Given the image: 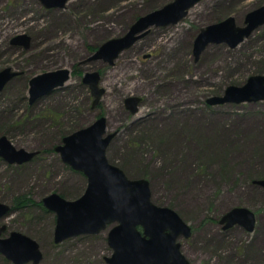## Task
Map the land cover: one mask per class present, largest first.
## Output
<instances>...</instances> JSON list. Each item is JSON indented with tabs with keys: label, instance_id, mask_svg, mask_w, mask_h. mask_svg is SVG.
Segmentation results:
<instances>
[{
	"label": "rangeland",
	"instance_id": "1",
	"mask_svg": "<svg viewBox=\"0 0 264 264\" xmlns=\"http://www.w3.org/2000/svg\"><path fill=\"white\" fill-rule=\"evenodd\" d=\"M173 1L69 0L66 9L48 10L38 0H0V71L24 73L0 93V137L39 152L22 165L0 157V202L12 207L0 223L7 226L3 237L21 232L40 244V264H108L112 225L57 244L56 215L43 206L53 193L70 201L84 194L86 176L55 149L102 117L107 134H116L107 150L111 164L131 179H147L153 202L191 226L192 236L179 240L191 264H264V188L255 183L264 179V100L207 103L264 75V27L236 48L210 44L198 61L193 52L201 29L229 17L244 26L264 0H201L178 24L153 26L114 65L90 61L105 42ZM21 34L30 37L29 48L12 44ZM61 68L71 72L66 85L30 104L29 80ZM93 72L105 90L96 107L83 82ZM130 97L141 98L135 114L126 107ZM20 195L34 205L13 209ZM237 207L255 213L253 232L223 229L222 218ZM0 264L13 262L0 254Z\"/></svg>",
	"mask_w": 264,
	"mask_h": 264
},
{
	"label": "water",
	"instance_id": "2",
	"mask_svg": "<svg viewBox=\"0 0 264 264\" xmlns=\"http://www.w3.org/2000/svg\"><path fill=\"white\" fill-rule=\"evenodd\" d=\"M46 8H64L69 0H38ZM201 0H174L160 10L141 17L122 37L110 39L99 47L90 61L103 60L114 65L120 54L145 37L153 26L176 25ZM264 27V5L248 13L244 26H238L234 17L201 29L194 42V56L198 61L210 44H226L236 48L255 30ZM30 37L21 34L12 44L29 48ZM20 73L6 68L0 71V93ZM71 79L67 68L35 75L29 81V103L63 87ZM99 72L87 73L83 82L89 85L93 107L100 104L105 90L100 87ZM264 100V75L251 76L243 86H229L223 96L208 99L210 105L240 104ZM141 98L130 97L126 107L135 114ZM116 134H107V119L99 118L90 126L64 137L56 147L65 164L83 173L88 185L84 194L70 201L53 193L43 199V206L56 215L55 242L57 244L79 235H93L107 229L108 245L112 254L108 264H191L182 251L181 238L192 236V228L172 208L159 206L152 200V189L147 179H131L123 169L111 164L107 150ZM37 151L18 149L6 137H0V157L8 164L22 165L33 160ZM264 188V179L255 182ZM12 212L9 204L0 202V221ZM223 229L235 225L247 232L256 227L255 213L246 207H237L220 222ZM114 225V226H113ZM7 226L0 223V254L13 264H40L43 252L40 244L21 232L3 237Z\"/></svg>",
	"mask_w": 264,
	"mask_h": 264
},
{
	"label": "trees",
	"instance_id": "3",
	"mask_svg": "<svg viewBox=\"0 0 264 264\" xmlns=\"http://www.w3.org/2000/svg\"><path fill=\"white\" fill-rule=\"evenodd\" d=\"M62 195V194H61ZM64 196V195H62ZM13 209H19V208H23L29 205H34V201L32 199H30L29 196H25V195H20V196H16L13 200ZM37 206H40L42 208V210H45V208L42 206V204H38Z\"/></svg>",
	"mask_w": 264,
	"mask_h": 264
},
{
	"label": "flooded vegetation",
	"instance_id": "4",
	"mask_svg": "<svg viewBox=\"0 0 264 264\" xmlns=\"http://www.w3.org/2000/svg\"><path fill=\"white\" fill-rule=\"evenodd\" d=\"M39 2H40V1H39ZM40 3H41V2H40ZM67 4H68V3H67ZM67 4H66V5H67ZM45 8H46V7H45ZM66 8H67V6L64 7V8H46V9H48V10H51V9L55 10V9H66ZM168 27H169V26H168ZM165 28H166V27H165ZM149 34H150V33H149ZM149 34H147V35H149ZM147 35H146V36H147ZM146 36H145V37H146ZM13 45L16 46V48H20V47H21V45H17V44H16V45L13 44ZM17 46H18V47H17ZM133 47H134V46H133ZM133 47H131L130 49H132ZM130 49H129V50H130ZM23 75H24V73L21 71V73H20L18 76H19V77H22ZM18 76H16V77H18ZM29 81H30V80H29ZM28 83H29V82H28Z\"/></svg>",
	"mask_w": 264,
	"mask_h": 264
},
{
	"label": "bare ground",
	"instance_id": "5",
	"mask_svg": "<svg viewBox=\"0 0 264 264\" xmlns=\"http://www.w3.org/2000/svg\"><path fill=\"white\" fill-rule=\"evenodd\" d=\"M66 6H67V5H66ZM149 33H152V29L149 31ZM149 33H148V34H149ZM107 131H108V130H107Z\"/></svg>",
	"mask_w": 264,
	"mask_h": 264
}]
</instances>
